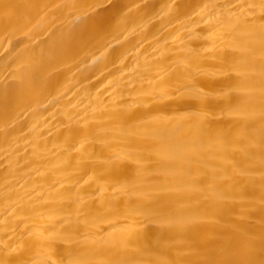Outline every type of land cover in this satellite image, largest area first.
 Returning a JSON list of instances; mask_svg holds the SVG:
<instances>
[{"label": "bare ground", "instance_id": "obj_1", "mask_svg": "<svg viewBox=\"0 0 264 264\" xmlns=\"http://www.w3.org/2000/svg\"><path fill=\"white\" fill-rule=\"evenodd\" d=\"M0 264H264V0H0Z\"/></svg>", "mask_w": 264, "mask_h": 264}]
</instances>
